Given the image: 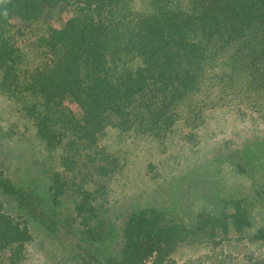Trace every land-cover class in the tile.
Listing matches in <instances>:
<instances>
[{
  "label": "trees",
  "instance_id": "trees-1",
  "mask_svg": "<svg viewBox=\"0 0 264 264\" xmlns=\"http://www.w3.org/2000/svg\"><path fill=\"white\" fill-rule=\"evenodd\" d=\"M146 2L143 10L134 0H0V93L58 152L50 217L58 222L56 207L70 202L82 243L120 241L115 253H104L106 264H164L181 243L251 226L242 199L230 200L232 211L223 217L198 214L192 228L156 208L105 222L109 183L119 168L101 144L108 128L162 142L182 120L190 128L184 139L194 143L205 114L193 98L214 81L221 61L232 70L217 76L220 83L244 74L255 92L252 108L264 121V0ZM0 193L29 204L1 168ZM30 229L0 199V264H22ZM251 238L264 243V229Z\"/></svg>",
  "mask_w": 264,
  "mask_h": 264
},
{
  "label": "rangeland",
  "instance_id": "rangeland-1",
  "mask_svg": "<svg viewBox=\"0 0 264 264\" xmlns=\"http://www.w3.org/2000/svg\"><path fill=\"white\" fill-rule=\"evenodd\" d=\"M134 5L149 8L146 0H134ZM222 63L214 81L208 79L193 98L205 114L194 143L184 139L190 128L182 120L162 142L120 136L110 128L101 138L119 166L104 206L108 224H119L129 212L156 208L166 220L192 228L200 213L223 217L232 211L230 200L245 203L251 220L246 231L229 228L214 241L181 243L164 264H264V243L251 238L264 229V121L252 108L255 92L246 88L244 74L220 83L217 76L232 70ZM58 167L57 150L47 148L19 107L0 93V168L29 200L26 204L0 193L6 212L31 226L22 264H106L104 253H115L120 241L116 246L114 241L82 243L70 202L56 207L58 222L50 217L48 188Z\"/></svg>",
  "mask_w": 264,
  "mask_h": 264
}]
</instances>
